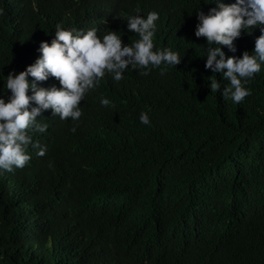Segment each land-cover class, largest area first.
Returning a JSON list of instances; mask_svg holds the SVG:
<instances>
[{
  "label": "trees",
  "instance_id": "1",
  "mask_svg": "<svg viewBox=\"0 0 264 264\" xmlns=\"http://www.w3.org/2000/svg\"><path fill=\"white\" fill-rule=\"evenodd\" d=\"M165 2L161 13L170 22L161 19L159 32L183 50L182 63L163 75L129 66L126 85L112 91L99 119L80 128L52 119L44 132L30 130V159L0 174V264L190 259L198 242L190 221L214 211L257 223L246 245L227 248L230 257L214 254L220 264H264V64L239 103L222 97L228 82L211 92L203 45L177 39L172 28L204 9L193 0ZM152 6L153 0H0V74L34 62L39 41L51 39L57 24L123 34L128 15ZM137 37L129 32L122 45ZM233 44L235 53L222 46L226 56L253 49ZM49 79L42 85L56 83ZM141 112L149 124L139 121Z\"/></svg>",
  "mask_w": 264,
  "mask_h": 264
},
{
  "label": "clouds",
  "instance_id": "2",
  "mask_svg": "<svg viewBox=\"0 0 264 264\" xmlns=\"http://www.w3.org/2000/svg\"><path fill=\"white\" fill-rule=\"evenodd\" d=\"M193 1L204 10L199 8L176 23L172 27L175 36L189 40L185 43L194 40L203 45L202 66L212 72L207 88L216 92L228 82L222 97L239 103L251 94L245 85L264 64V0ZM163 3L165 0H153L151 8L128 15L121 25L123 34L97 27L65 29L57 24L51 39L39 41L34 62L7 76L0 74V174L23 167L30 159L26 151L30 130L44 132L52 119L79 128L83 120L99 119L102 109L109 108L112 91L126 85L129 66L140 75H147L151 68H159L163 75L182 63L183 50H175L159 32L170 22L161 13ZM129 32L138 37L122 45ZM233 43H247L253 49L226 56L222 46L235 53ZM49 78L56 83L43 86L41 82H50ZM138 118L142 124L150 123L146 112ZM38 154L43 155L44 149ZM189 225L198 240L192 243L196 256L175 261L165 254L160 256L161 264H220L214 254L227 252L233 244L246 245V234L250 237L257 223L246 224L236 214L214 211Z\"/></svg>",
  "mask_w": 264,
  "mask_h": 264
}]
</instances>
